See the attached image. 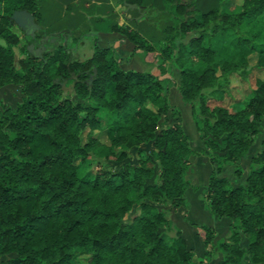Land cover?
Listing matches in <instances>:
<instances>
[{
	"label": "trees",
	"instance_id": "obj_1",
	"mask_svg": "<svg viewBox=\"0 0 264 264\" xmlns=\"http://www.w3.org/2000/svg\"><path fill=\"white\" fill-rule=\"evenodd\" d=\"M42 1L0 0V88L17 86L21 94L13 107L0 108V256L11 255L5 264H209L217 251L221 264H264V136L250 154L264 121V77L235 111L211 106L230 93L232 75L247 79L250 56L257 63L264 53L257 36L244 29L264 26V0H241L236 11H227L233 0H111L123 9L140 6L127 9L145 19L170 20L158 49L134 18L136 27L111 26L134 45L132 55L157 52L158 75L122 68L124 58L101 46L96 34L48 31ZM17 10L31 13L39 35L48 37L51 49L41 57L28 44L20 46L10 18ZM222 35L237 49L226 58L213 45ZM86 36L92 50L81 58L77 48ZM173 70L204 145L199 152L168 97ZM101 112L109 118L104 126ZM143 145L150 146L147 154ZM192 155L211 165L202 191L207 210L231 220L229 236L216 245L213 229L200 226L204 252L198 260L168 210L158 208H187L186 191L199 189L186 178ZM88 159L97 168L80 174ZM226 166L234 179L223 175Z\"/></svg>",
	"mask_w": 264,
	"mask_h": 264
},
{
	"label": "rangeland",
	"instance_id": "obj_2",
	"mask_svg": "<svg viewBox=\"0 0 264 264\" xmlns=\"http://www.w3.org/2000/svg\"><path fill=\"white\" fill-rule=\"evenodd\" d=\"M233 1H234V5L229 6L227 8V11L238 10V4L241 2V0H233ZM210 4L211 3H206V6H209ZM118 11H120V13L124 12V14H121L122 17L123 18L127 17L126 21L132 27H136V26H134V24L131 23V21L128 20V18L136 19V21L138 22V27L136 28L142 30V32L148 37V39L152 41L156 49L165 45L163 36H166L168 34V28L170 26V20L168 18L150 17V18L145 19L143 16L145 13L139 14L138 12H135V11H128V9H123L122 6L118 7ZM150 14H153V13H150ZM244 29L246 33L250 36L255 34L257 36L256 43L259 44L261 48L262 47L264 48V26L263 25L256 24V23L252 25V23H248L244 26ZM12 30L20 37V46L29 44V42H27V39L24 37L22 30L16 24L12 26ZM91 43H92V39L90 36H86L83 39V41L80 43L79 47L77 48V54L79 57L82 58L91 53V50H92ZM213 45L218 49L219 58H226L230 56L232 53L237 51L236 48L232 47L230 43V38L227 35H222L221 37L215 39L213 41ZM33 48H35V46H33ZM120 51H119L120 56L124 52L126 53V56H125L126 58L124 57V59L121 62L122 68L134 69V70H139V71H148V72L152 71L154 74H157V75L159 74V71L157 68V63L159 62V59L157 57L158 56L157 52L149 53L147 55L140 54V56H137V55L134 56L129 53V49L120 50ZM14 52H15V66L18 67L17 61L21 57L20 47L14 48ZM249 67H250V73L247 79L243 80L237 75H232L230 78V91H229L230 93L227 95H224L221 101H219L218 103H213L211 106L221 105V106L226 107L229 111H235L236 109H238L240 106L243 105V102H245L251 96L252 89L255 87L256 79L264 77V53L262 54V56L260 57L257 63H256V55L255 54L251 55L249 58ZM167 76L170 79L167 83V88L169 92L168 97H169L170 103L175 105L180 110L181 116L183 118L182 122H183V125L185 126L184 130L190 136L189 137L190 141L194 142V139H196V136L198 139H199V136H198V133L195 132L196 128L192 120L191 106L189 104H184L181 101L180 95L177 91L176 84L178 80V73L176 70H173V72H169ZM14 88L15 87L7 88L4 91L5 96L6 95L11 96L10 97L11 99L8 102L10 104L8 105L11 107H13L18 101H20V98H21L19 89L15 90ZM1 94L2 93H0V95ZM5 96L1 95L0 97L5 100ZM73 99L77 101V98L75 96H73ZM3 105L7 106V104H3L1 102L0 108ZM100 116H101L102 125L103 126L106 125L109 120L108 116L106 115L105 112H101ZM173 122H174V119H170L169 123L171 124ZM263 128H264V121L262 122V130L257 139L256 145L252 148L250 154H253L255 150L259 147V144L264 136ZM98 137L101 141H107V138L104 132L98 133ZM149 148H150L149 145L141 146V149L144 151L145 154L148 153ZM201 148L204 149L203 143L201 145ZM190 163L191 164H190L189 170L186 173V178L190 180L192 185L199 186V189L197 191H193L191 188L188 190V193L191 191L190 196H188V198L190 199V201L188 202L189 207H190V213H191L192 218L195 219V221L198 222L199 224L201 223V224L210 225V223H212L214 220L216 221L217 218L213 216L211 213H209V211L207 210L204 211V209L199 208L196 202V199L193 196L200 197V194L202 193L203 188L207 183L208 176L211 172V165L209 164L207 157L202 156V155L193 156ZM97 165L98 164L94 160L88 159L86 163L81 167L80 174H82L88 169L97 168ZM241 166L244 170V173L242 177L239 178L238 180L239 182L243 181L245 177L246 171L249 166V158L247 160H243L241 162ZM223 175L229 179H234L233 167L226 166ZM130 196L131 198H134L135 193L132 192ZM158 208L168 210L169 217L171 218L173 224H175L174 225L175 227L177 225L182 226L184 225V223L185 225L188 224L189 226H193L192 224H190L191 221L189 223L186 219V217L189 216L188 214L185 217V219L183 218L184 213L185 212L188 213L187 211L188 206L186 209L181 208V207L171 209L170 205L166 204V205H159ZM216 228L218 229L217 231L215 230V228H213L215 231L214 239H213L214 245H215L216 240L218 241L219 239L217 237L220 236L218 233L220 232L219 231L220 228L223 229L222 227H219V225L217 224H216ZM173 232H175V230H173L172 233L170 234H173ZM198 232L200 236L198 235ZM222 234H223V231H222ZM223 235L226 236V234H223ZM223 235H222V238L224 237ZM203 238H204V231L201 229V227H199L197 230L191 229V236L186 238L187 247L193 252L194 260H198L203 257V252H204ZM10 257L11 255H6L0 258V264H5L7 259ZM80 259L82 262L86 260L85 257H81ZM221 263H222V253L217 251L214 259L209 264H221Z\"/></svg>",
	"mask_w": 264,
	"mask_h": 264
},
{
	"label": "crops",
	"instance_id": "obj_3",
	"mask_svg": "<svg viewBox=\"0 0 264 264\" xmlns=\"http://www.w3.org/2000/svg\"><path fill=\"white\" fill-rule=\"evenodd\" d=\"M40 13L42 17V26L45 27L48 31H56V30L68 28L72 31V34L74 36H80L84 33L96 34L100 39V45L103 47L112 46L116 49V51L129 49V53L131 55L134 51V45L131 42H129L123 35L111 31V26L113 24H119V25L127 24L126 21L127 17L123 18L121 15L124 14V12L120 13V11H118V7L111 0H43L40 4ZM130 19L131 18H128V20ZM119 51L117 52L119 53ZM140 54L142 53H140L139 51H135L133 55L140 56ZM122 55L121 57L124 58L126 56V53L124 52ZM149 72L153 73L152 71ZM11 87H15L14 88L15 90L18 89L17 86L7 85L3 88H0V93H2L1 95L5 96V92H4L5 89ZM10 97H11L10 95H6L5 100L0 97V103L2 102L3 104H7V106H9L10 104L8 102L11 99ZM183 127L185 129L184 125ZM195 132L197 133V131ZM190 143H192V148L196 152H198L200 149L202 150L201 148L202 143L200 139L197 138V136L196 139H194V142L190 141ZM193 156L195 155L190 156V161L193 158ZM188 190L186 192L187 203L190 201L188 196H190L191 193V191L188 193ZM193 197L196 199L199 208L204 209V211L207 210L206 205L202 200V193L200 194V197L199 196H193ZM187 211H188L187 214L189 216H187L186 219L189 223L191 221L190 224H193L194 226H189L188 224L185 225V223L182 226H178V225L176 226L181 231V234L185 240L186 238L191 236V229L197 230L200 226L207 225L201 223L199 224L198 222L195 221V219L192 218L190 213L189 203H188ZM183 218L185 219V217ZM230 223L231 220L229 219H222V220L217 219L216 221L214 220L212 223H210V225H207L212 229L215 228L216 231L218 230L216 228V224L219 225V227L223 228V229L220 228L219 230L220 232H218L220 236L217 237L219 238L218 241L217 240L216 242L214 241L215 245L227 239V237L230 234ZM222 231L223 234H226V236L222 234ZM222 235L224 236L223 238ZM2 257L3 256H0V258ZM222 259H223V254H222Z\"/></svg>",
	"mask_w": 264,
	"mask_h": 264
},
{
	"label": "water",
	"instance_id": "obj_4",
	"mask_svg": "<svg viewBox=\"0 0 264 264\" xmlns=\"http://www.w3.org/2000/svg\"><path fill=\"white\" fill-rule=\"evenodd\" d=\"M127 8L137 9L138 11L141 10V7L136 4H127ZM10 18L26 36H32L35 31H39L41 29V26L36 23L34 16L26 10L14 11ZM55 40L56 38H51L52 42ZM33 42L34 39H31V42L28 44L29 50L32 49ZM42 50H46L45 46H42ZM37 56L41 57L42 55L39 54Z\"/></svg>",
	"mask_w": 264,
	"mask_h": 264
},
{
	"label": "flooded vegetation",
	"instance_id": "obj_5",
	"mask_svg": "<svg viewBox=\"0 0 264 264\" xmlns=\"http://www.w3.org/2000/svg\"><path fill=\"white\" fill-rule=\"evenodd\" d=\"M30 39H34L32 43L35 48L32 47V53L37 56L39 54H44L45 52L49 51L51 48L47 47V36L39 35L38 31H35L32 36H28ZM51 41V40H50ZM42 46H45L46 50H42Z\"/></svg>",
	"mask_w": 264,
	"mask_h": 264
}]
</instances>
